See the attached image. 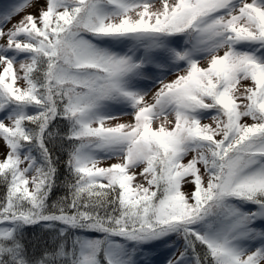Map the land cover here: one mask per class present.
<instances>
[{"label": "snow or ice", "instance_id": "obj_1", "mask_svg": "<svg viewBox=\"0 0 264 264\" xmlns=\"http://www.w3.org/2000/svg\"><path fill=\"white\" fill-rule=\"evenodd\" d=\"M0 264H264V0L0 10Z\"/></svg>", "mask_w": 264, "mask_h": 264}, {"label": "rangeland", "instance_id": "obj_2", "mask_svg": "<svg viewBox=\"0 0 264 264\" xmlns=\"http://www.w3.org/2000/svg\"><path fill=\"white\" fill-rule=\"evenodd\" d=\"M14 2H16V0H0V10H2L5 6H7V5L11 4V3H14ZM28 11L35 12L36 8H30V9H28ZM21 15H23V13H21ZM19 18H20V16H17L15 19L18 20ZM125 119H128V118L125 117Z\"/></svg>", "mask_w": 264, "mask_h": 264}]
</instances>
